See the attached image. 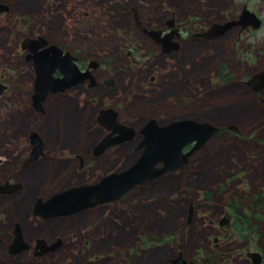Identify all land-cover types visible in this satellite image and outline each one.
Masks as SVG:
<instances>
[{
    "label": "rangeland",
    "instance_id": "374dc122",
    "mask_svg": "<svg viewBox=\"0 0 264 264\" xmlns=\"http://www.w3.org/2000/svg\"><path fill=\"white\" fill-rule=\"evenodd\" d=\"M0 2L10 7L0 13V82L8 86L0 94V184L21 185L0 195V264H172L180 252L197 264H252L248 251L260 252L264 264V90L256 93L245 83L264 70V0ZM245 6L262 19L260 29L235 27L212 40L197 35L237 18ZM135 13L146 27L166 32L174 15L180 36L173 41L179 48L163 51L137 27ZM39 35L86 66L100 61L95 74L110 82L50 95L41 112L31 96L34 65L22 48L25 39ZM106 108L137 130L152 117L160 124L192 118L225 130L183 169L117 201L70 217L34 215L39 198L97 183L141 156V135L94 155L109 133L98 122ZM79 118L81 126L72 128ZM54 124L72 132L54 136L49 130ZM229 124L239 125L242 133L227 132ZM34 131L43 139L44 155L24 166ZM226 213L233 227L220 226ZM17 223L32 248L10 256ZM58 238L64 246L35 256L37 239L51 244Z\"/></svg>",
    "mask_w": 264,
    "mask_h": 264
},
{
    "label": "water",
    "instance_id": "95a60500",
    "mask_svg": "<svg viewBox=\"0 0 264 264\" xmlns=\"http://www.w3.org/2000/svg\"><path fill=\"white\" fill-rule=\"evenodd\" d=\"M9 10L8 4L0 2V12ZM135 18L137 25L144 33L163 43L165 52L178 49L179 43L172 41L177 30L162 37L161 30L149 29L144 26L137 13ZM174 23V18L168 21L170 27H173ZM262 24V19L245 6L238 19L225 23H213L208 31L203 33V36L207 39H214L224 35L235 26H241L243 31L248 28L260 29ZM22 48L30 51L27 60L33 59L36 71L33 101L39 110H42L43 102L50 93L65 91L88 79L92 81V85L95 84V77L90 69L82 72L75 61L76 57L69 51L64 52L56 43L49 44L48 39L43 36L25 39ZM90 67L96 69L99 67V63L92 61ZM56 71H59L62 76H55ZM247 85L254 91L263 90L264 70L255 73L248 80ZM5 88L6 86L0 83V94L4 92ZM262 101L264 102V98ZM98 120L111 132L94 148L95 156L103 154L109 147L133 140L137 133L143 135L139 144V148L143 149L141 156L130 167L122 171L111 172L97 183L68 188L45 201L39 198L33 207L34 215L44 219L71 216L100 204L119 200L139 185L183 169L196 152L202 149L221 129L220 126L211 122L192 118L174 120L168 124H160L156 118H152L137 132L134 127H128L119 122L118 112L114 109L102 110ZM226 128L237 134L242 133L237 124H229ZM30 137L33 149L30 157L26 159L25 165L31 164L44 154V142L40 135L37 132H32ZM188 147L190 148L187 149ZM19 188H21L19 184H0V194L13 193ZM193 215L194 205L190 207L189 220H192ZM220 224L229 225L230 217H224ZM62 242V238H58L51 244L45 239H37L35 250L38 252L35 254L42 256L48 252L56 251L62 246ZM9 248L12 254H19L30 249V244L25 240L19 223L16 224L15 237ZM247 256L251 259L252 264H262L263 262V255L260 252L249 251ZM171 262L172 264H195L194 261H188L182 252Z\"/></svg>",
    "mask_w": 264,
    "mask_h": 264
},
{
    "label": "flooded vegetation",
    "instance_id": "af4514ba",
    "mask_svg": "<svg viewBox=\"0 0 264 264\" xmlns=\"http://www.w3.org/2000/svg\"><path fill=\"white\" fill-rule=\"evenodd\" d=\"M138 27V26H137ZM139 28V27H138ZM233 29V28H232ZM232 29H230L229 31H231ZM228 31V32H229ZM166 32V30L164 31V33ZM227 32V33H228ZM240 32H243V31H241L240 30ZM203 37V36H202ZM73 56H74V54H72ZM78 61L80 62V59H79V57H78ZM80 64H82L81 62H80ZM82 67H83V69H86V65H83L82 64ZM101 69V67L98 69V70H95V71H93V73H96L97 71H99ZM57 75H59V74H57ZM95 76H96V78L98 79V81H96L95 82V84H94V86H90V84H88V82H85V83H83V84H80V85H78V86H76V87H74V88H72V89H69V90H66V91H64V92H61V91H59L58 93H56V94H49V96L50 95H57V94H62V93H67V92H69V91H72V90H74L75 88H79V87H81V86H88V87H90V88H94V87H99V86H102L103 85V81H101V79L95 74ZM4 84V83H3ZM6 85V84H5ZM6 87L8 88V86L6 85ZM7 88H5V91L7 90ZM4 91V92H5ZM263 91V90H262ZM2 94V93H1ZM31 96H32V94H31ZM48 96V97H49ZM41 112H44V110H41ZM74 116H75V114H73ZM81 121H82V119L81 118H79V120H77V121H75L74 123H76V124H74V125H72V128H76V126L79 128L80 126H81ZM49 130H51V131H53V133H54V136H60L61 134H63L64 136H67V134H66V132L67 131H71L68 127L66 128V131H65V127L63 128V129H61L59 126H57V125H52V127L49 129ZM223 131H224V128H222L221 127V129H220V131L218 132V133H216L215 135H218V134H221V133H223ZM227 132H231V131H228V130H226ZM72 132V131H71ZM214 135V136H215ZM78 137V139H77V141L78 142H81L82 141V139H81V137L80 136H77ZM75 143V142H74ZM80 159V158H79ZM57 164V163H56ZM55 164V165H56ZM80 166H84V159H80ZM44 167H46V166H44ZM46 177V176H45ZM194 209H195V206H194ZM34 210V209H33ZM80 213V212H79ZM33 214H34V212H33ZM78 214V213H77ZM77 214H75V215H77ZM74 216V215H73ZM226 216H229L230 217V224L228 225V227H233V223H234V221L232 220V216L229 214V213H226L224 216H223V218L224 217H226ZM60 217H70V216H60ZM222 218V219H223ZM221 219V220H222ZM190 222H191V220H190ZM219 224H220V222H219ZM220 226H221V224H220ZM222 227H224V226H222ZM15 230H16V228L14 227V229H13V233H12V235H11V237H12V240H13V238H14V236H15ZM21 230H22V234H23V227H21ZM1 233V232H0ZM0 239H2V240H0V243L2 242V241H4V238L1 236V234H0ZM218 239L216 238L215 239V241H217ZM64 241L62 242V246H64ZM9 245H10V243L8 244V247H9ZM61 246V247H62ZM60 247V248H61ZM32 247H30V249H31ZM30 249H28V250H26L25 252H27V251H29ZM38 251L37 250H34V254L35 253H37ZM10 254V256H16V255H20V254H12V253H9ZM196 263V262H195ZM197 264V263H196Z\"/></svg>",
    "mask_w": 264,
    "mask_h": 264
},
{
    "label": "bare ground",
    "instance_id": "6f19581e",
    "mask_svg": "<svg viewBox=\"0 0 264 264\" xmlns=\"http://www.w3.org/2000/svg\"><path fill=\"white\" fill-rule=\"evenodd\" d=\"M138 26V25H137ZM139 27V26H138ZM140 28V27H139ZM189 213H190V211H189ZM163 243V242H162Z\"/></svg>",
    "mask_w": 264,
    "mask_h": 264
}]
</instances>
